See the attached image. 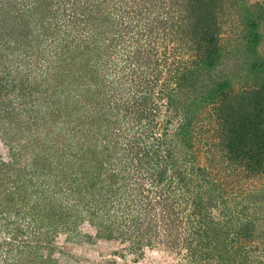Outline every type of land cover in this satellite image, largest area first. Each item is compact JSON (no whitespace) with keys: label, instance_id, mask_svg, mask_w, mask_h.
Segmentation results:
<instances>
[{"label":"rangeland","instance_id":"374dc122","mask_svg":"<svg viewBox=\"0 0 264 264\" xmlns=\"http://www.w3.org/2000/svg\"><path fill=\"white\" fill-rule=\"evenodd\" d=\"M130 1L0 0V264H41L43 256V264H264V171L246 174L224 156L215 144L218 120L211 105L192 120L195 156L207 180L198 186L197 175L188 187L210 205L191 214L184 197L173 196L171 219L168 203L150 204L154 194L136 190L129 155L139 150L140 126L121 106L136 98L128 75L136 59L128 51L139 19L131 16ZM253 10L260 17L256 54L264 59V4ZM84 11L91 13L87 22ZM244 32L238 12L231 13L222 24L223 57L209 70L224 72L234 90L250 82ZM153 35L150 46L157 50L150 51L148 66L163 50L170 60H181L179 54L171 57L175 42L157 30ZM163 77L161 72L158 79ZM82 149L85 159L77 160ZM31 158L39 166L33 174L25 172ZM220 208L255 218L250 236L233 234ZM207 224L222 242V262L216 254L198 257L214 240L196 232ZM199 242L204 251L192 247Z\"/></svg>","mask_w":264,"mask_h":264},{"label":"trees","instance_id":"16d2710c","mask_svg":"<svg viewBox=\"0 0 264 264\" xmlns=\"http://www.w3.org/2000/svg\"><path fill=\"white\" fill-rule=\"evenodd\" d=\"M145 3L153 8H150L153 17L148 18L150 11ZM261 3L264 4L262 1ZM130 4L134 6L129 11L131 16L139 19L137 22L139 27L130 38L131 52L128 51L131 58L136 59L133 67L128 68V75L135 86L133 93H136V98L122 102L121 106L124 108V113L128 108L129 114L136 116L140 126L138 129L142 142L136 146L139 150L136 151L131 149V145L129 146L131 149L129 161L135 172L133 180L137 186L136 190L154 194L147 199L150 204L152 200L161 206L168 203L170 206L166 205L165 209L168 212L170 207L169 216L174 213L170 201L173 196L177 198L178 195L183 196L184 202L191 207V214H197L204 206L210 205L200 198L199 193L192 196V193L188 192L189 183L193 182L197 175V181L202 180L199 185L197 184L198 186L202 187L203 182L207 180L203 175L205 168L196 159L197 152L194 148L196 145L192 135L193 117L204 106L209 104L214 108L218 120V126L214 130L215 144L224 156L240 164L246 170V174L264 171V59H260L256 54L261 37L257 28L260 17L254 16L253 12L254 7L256 5L259 7L260 2L131 0ZM233 12H238L245 28L242 36L243 52L251 55L243 62L250 76V82L244 88L236 90L230 87L224 72L218 75L209 74V70L216 68L223 57L220 49L222 24ZM85 16L87 19L83 20L87 22L91 13L85 12ZM152 20L156 23L158 34L175 42L174 50L171 49L170 52L171 57L176 54L181 56L179 62H174L176 59L170 60L169 53L164 55L166 52L163 50L157 53L161 59L158 61L154 59L157 62L148 66L150 51L157 50L154 49L157 46H150V40L155 37L153 32H156L155 28L150 26ZM147 68L152 71V77L145 75ZM161 72H164V77L158 79ZM157 99H161V103H158ZM159 109L162 113L161 126L156 125L155 119ZM172 120L174 123L171 127L167 126L166 123ZM91 150H97V147H91ZM83 154L82 149L76 155L77 160L85 159ZM141 160L145 163L140 165ZM37 165L35 159L31 158L25 172L35 173L39 168ZM61 168L60 165L57 169L61 170ZM100 168L101 164L94 170L97 172ZM80 172L81 177L84 172L82 169ZM24 177L21 175L23 180ZM9 182L7 179L6 183ZM141 183L144 185L141 186ZM20 184L22 182L15 185ZM111 184L112 182L107 183L106 188L108 189ZM160 191L161 197L157 200L156 195ZM189 194L190 197L186 196ZM262 198L264 199V193ZM178 200L181 203V200ZM219 212L233 223V234H239L244 238L250 236L251 229L256 224L255 218L237 217L234 211L227 208L223 210L220 208ZM170 218L172 219V216ZM215 228L218 229L217 224ZM210 229V225L207 224L196 230L200 235L214 238L207 241L210 244L209 250L204 251L202 242L193 243L192 247H203L204 252L201 251L198 255L202 261L203 258L208 260L216 254V258L221 259L219 261L222 262L223 258L218 252L219 248H223L218 246L222 242L215 238L216 231L214 233ZM188 243L185 244L187 254L192 256L193 250L189 248L191 243L190 241ZM196 257L193 255L195 262H197ZM45 261L44 256L41 257L40 263L43 264ZM231 263L235 264L233 261Z\"/></svg>","mask_w":264,"mask_h":264},{"label":"crops","instance_id":"0c3cea01","mask_svg":"<svg viewBox=\"0 0 264 264\" xmlns=\"http://www.w3.org/2000/svg\"><path fill=\"white\" fill-rule=\"evenodd\" d=\"M257 1H259V2H261V1L264 2V0H257Z\"/></svg>","mask_w":264,"mask_h":264}]
</instances>
